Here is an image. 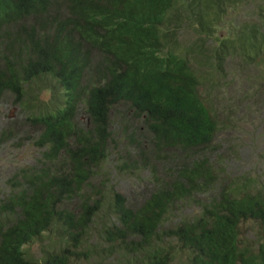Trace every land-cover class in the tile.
Returning a JSON list of instances; mask_svg holds the SVG:
<instances>
[{"label": "trees", "instance_id": "trees-1", "mask_svg": "<svg viewBox=\"0 0 264 264\" xmlns=\"http://www.w3.org/2000/svg\"><path fill=\"white\" fill-rule=\"evenodd\" d=\"M231 1L0 0V97L10 92L19 101L24 85L40 77L64 91L62 106L31 120L43 149L38 163L21 169L0 200V264H39L23 247L53 223L68 245L44 264H68L104 207L110 218L99 234L125 264H172L164 240L186 252L184 264H264V182L217 187L210 146L218 124L199 92L205 72L190 58L199 45L178 38L183 25L209 38ZM255 23L221 39L211 48L215 58L238 53L264 63V30ZM115 116L129 122L135 160L156 172L138 203L92 183ZM191 202L197 214L167 219ZM247 222L258 227L255 244L242 241Z\"/></svg>", "mask_w": 264, "mask_h": 264}, {"label": "rangeland", "instance_id": "rangeland-1", "mask_svg": "<svg viewBox=\"0 0 264 264\" xmlns=\"http://www.w3.org/2000/svg\"><path fill=\"white\" fill-rule=\"evenodd\" d=\"M224 9L209 38L185 25L178 32V38L182 45H199L193 49L190 58H198L197 66L205 72L204 85L199 88V92L218 124L210 146L211 161L219 175L217 187L231 189L242 184L249 186L264 182V63L259 58L252 59L249 56L252 63L249 58H241L238 53L225 55L219 62L211 48L214 49L221 39L233 40L239 35L240 29H250L252 22H256V27L259 26L258 31L264 30V19L260 13L264 11V0H233ZM196 49L207 58H202ZM63 104L64 91L50 77L35 78L26 83L19 101L10 92L0 97V200L9 195L12 181L21 169L38 163L43 149L33 142L38 130L32 124V118ZM82 107L78 119L84 124L87 117ZM119 110L129 113L125 108ZM127 123L121 116L112 118L115 134L110 151L92 183L100 188L112 187L128 202L138 203L151 192L153 173L156 172L151 167L144 168L140 161L135 160ZM132 131L136 136L138 130L133 124ZM144 143L146 145L147 141L144 140ZM156 168L159 171L160 166ZM199 209L192 202L186 203L170 213L167 219L178 221L184 217L190 218ZM108 213L107 208L101 209L80 245L71 249L72 256H69L68 264H125L121 252L112 249L99 234L102 226L109 221ZM257 232V225L247 222L242 226V241L255 244ZM164 241L173 248L171 263L184 264L186 252L175 240ZM65 245L68 243L58 223H53L39 238L24 245L23 250L25 257L44 264L47 253H62Z\"/></svg>", "mask_w": 264, "mask_h": 264}]
</instances>
